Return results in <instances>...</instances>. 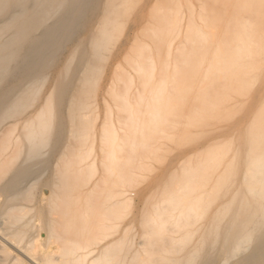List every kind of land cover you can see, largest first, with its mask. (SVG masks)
<instances>
[{
	"label": "bare ground",
	"instance_id": "6f19581e",
	"mask_svg": "<svg viewBox=\"0 0 264 264\" xmlns=\"http://www.w3.org/2000/svg\"><path fill=\"white\" fill-rule=\"evenodd\" d=\"M142 1L125 22L129 0H0V264H264V0H211L214 25L205 29L222 37L211 42L193 23L199 48L193 45L195 57L181 66L171 59L189 29L180 0ZM159 42L169 44L166 59L158 56ZM185 65L194 71L182 75ZM259 75L256 112L231 121L243 102L235 93L250 94L245 87ZM177 78L216 87L213 97H197L186 123L163 113L168 82ZM98 82H118L104 90L112 101L103 94L100 125L89 112ZM134 82H145L149 92ZM218 114L230 121L221 129L211 123ZM147 124L151 132L142 142L150 151L165 153L173 137L194 135L195 125L212 143L203 157L190 150L180 165L173 162L162 193L144 198L141 209L124 187L138 175L128 154Z\"/></svg>",
	"mask_w": 264,
	"mask_h": 264
},
{
	"label": "rangeland",
	"instance_id": "374dc122",
	"mask_svg": "<svg viewBox=\"0 0 264 264\" xmlns=\"http://www.w3.org/2000/svg\"><path fill=\"white\" fill-rule=\"evenodd\" d=\"M184 0H180V4L182 5V7H181V5H180V9H182L181 11H180V15L182 16L183 14V16H184V22H183V25H184V27L186 28L187 26V28H189L188 30H186L185 29V31H187L188 32V34H187V32H185L184 30V32L183 33H181V36H180V39L179 40H177L176 41V43H174V45H173V54H172V56L174 55H176L175 57L173 56L171 59H173V60H175L176 61V64L177 65H179V66H181V59H184V58H187L189 61H191V59H189V58H191L192 56H193V51H194V53H195V50L197 51L198 49H196V45L198 46V48H199V45L198 44H200L199 42L197 43V37H196V35L197 34H195L197 31H193V32H191L190 31V27H194L195 26V24L193 25V23H196V25L198 24L199 26H203V28H204V32H206V33H213V31H214V29L212 28L213 27V23H214V20H212V19H210V18H213V17H211V16H214V14L213 13H215V11H213L212 9L214 8V6H213V2L211 1V0H209V1H207V0H196V1H198V2H196L195 0H185V1H187V2H183ZM189 1L190 2H192L193 3V5L192 6H194L193 8H192V6L190 5V4H192V3H189ZM204 1H207L206 3L207 4H209L208 5V9H207V4L205 3L204 4ZM143 1L142 0H129V2H128V4H127V6H126V8H125V22L130 18V17H132L131 15H133V11L135 12L136 11V9L137 8H139V6L141 5V3H142ZM161 2H163V0H161ZM201 2H203V3H201ZM212 2V3H211ZM187 5V6H185V5ZM201 4H202V6H206V7H202L201 6ZM177 5V4H176ZM176 5H174V6H176ZM188 6H191L190 7V9H187V8H185V7H188ZM195 6H196V8H195ZM211 6H212V8H211ZM202 7V10L204 11V9H205V14L208 16V23L207 24H205V25H203L204 23H202V22H204L205 21V14L203 15V11L200 9ZM174 8H176V7H174ZM200 9V10H199ZM211 11H210V10ZM193 10V11H192ZM198 10V11H197ZM188 11H189V13H188ZM201 11V12H200ZM210 11V12H209ZM194 12V13H193ZM212 12V13H211ZM183 13V14H182ZM190 15L189 17H188V15ZM192 14L194 15V19H193V16H192ZM199 14H201L202 16H204V18L202 19L203 21L202 22H200V21H198V17L200 16ZM210 15V16H209ZM215 16H216V14H215ZM181 18V17H180ZM189 18V19H188ZM200 18H201V16L199 17V20H200ZM214 19H215V17H214ZM124 20V19H123ZM185 20H188L189 22H187V21H185ZM195 20V21H194ZM192 23H191V22ZM124 22V23H125ZM210 22V23H209ZM206 23V22H205ZM191 24V25H190ZM211 24H212V27H211V29H212V31L209 29V30H206L205 28L206 27H209L210 28V26H211ZM185 25H187V26H185ZM208 25V26H207ZM210 25V26H209ZM206 26V27H205ZM184 27H183V29H184ZM210 31V32H209ZM220 30H219V33H218V35H220V36H218L217 34H216V37H214L215 35H209V38H210V41L212 42L213 41V39H214V41L217 39V40H219V39H221V38H219V37H222V34H220ZM184 34V35H183ZM183 35V36H182ZM185 35H188V38H189V40H188V38H187V36H185ZM192 35V36H191ZM173 36V35H172ZM185 36V37H184ZM211 36V37H210ZM194 37V38H193ZM218 37V38H217ZM116 38H117V36H116ZM143 38H145V40H148V41H150L151 43H152V39H148L146 36H143ZM185 40H184V39ZM192 38V39H191ZM209 38H208V41H209ZM213 38V39H212ZM212 39V40H211ZM117 40V39H116ZM180 40H182L183 42L181 43L180 42ZM187 40L189 41L188 42V44H185V43H187ZM195 40H196V42H195ZM199 41V40H198ZM181 43V45H180V43ZM190 42H193V44L190 46L189 45V43ZM116 43V42H115ZM179 43V44H178ZM184 43V44H183ZM197 43V44H196ZM183 44V45H182ZM196 44V45H195ZM169 44H162L161 42H159L158 44H157V46H156V48L158 49V50H160V52L158 53V56H162V57H165V59L167 58V54H166V52L168 51V48L167 47H169L168 46ZM178 45H179V47H182L183 46V48L182 49H189V50H187V51H190V52H188L189 53V55L190 56H188L187 54H182L183 52H181V54H180V50L182 51V49H180L179 50V47H178ZM188 45V46H187ZM193 45H195V46H193ZM185 46H187V47H185ZM174 47H178V49H177V51H176V48H174ZM189 47V48H188ZM194 47H195V50H194ZM191 48H192V50H191ZM175 49V50H174ZM165 50H167V51H165ZM165 51V52H164ZM174 52H178V53H174ZM192 52V54H190ZM156 53V54H157ZM159 54H161V55H159ZM165 55V56H164ZM192 55V56H191ZM188 56V57H187ZM162 57H158V58H160V61L162 62V60L164 61L165 59H163ZM193 57H195V56H193ZM156 58H157V56H156ZM161 58H162V60H161ZM179 58H180V62H178L179 61ZM193 60H192V62L194 61V59L195 58H192ZM263 59H264V56H263ZM159 61V62H160ZM191 62V63H192ZM179 63V64H178ZM159 65H160V63H159ZM183 67V66H182ZM181 67V68H182ZM180 68V67H179ZM192 66H190V65H185L184 66V68H183V70H182V75H187V74H190V73H192V71H194V70H192ZM192 70V71H191ZM181 74V73H180ZM258 74H260V73H258ZM260 75H263L264 76V73H262L261 72V74ZM257 76L258 78L256 79V80H258V82L257 83H255V81H254V83L252 82H249V86L247 87H245L246 88V90H248L249 88V90H251L252 89V92L251 91H248V92H250V94H251V96H247V92H241L242 94H240V93H235V95L237 94V98H238V100H240L239 102L241 103L242 101V105H241V107L242 108H240V109H238L240 106H238L237 108H236V106H234V108L235 109H237V110H235L234 109V111H235V113H236V111H239V117L236 115L235 117H234V115H233V119H231V121H234V120H236V119H238V118H240L241 116H243L244 114H246L247 112H249V110L250 109H252V112H256V110H254L255 108H257L256 106H257V104L256 105H252V98L254 97V95H255V93H257V91L259 90V88L261 87V84H262V76ZM191 76H192V74H191ZM180 77H181V75H180ZM49 82L50 81H46V84L44 85V87H43V89H42V95H44V94H46V92L48 91V89H49ZM172 82V83H171ZM195 79H192V78H188V80H183L182 78H180L179 80H178V78L176 79V81L174 80H169V86H168V89L170 88V90H169V93H168V97H170L171 95L170 94H172V97H170V98H168V97H166L165 99L166 100H168L167 101V103L168 104H170L169 106L171 107V106H173V107H171L172 109H170L169 108V106L168 105H166L167 106V108H166V110H171L170 112H168V111H163V113H165V115L166 116H168L169 115V118L170 117H172L174 120H172V118H170L172 121H174V122H184V123H186V122H188V116L189 115H191V113L193 114L194 112H192L190 109L191 108H193V107H191V106H198L199 104H200V102H199V100L197 99V97H199L200 95L201 96H204L205 95V93H208L209 95H210V93H211V91L214 93L215 92V90L214 89H216V87H212L211 86V82H203V84H199V82H196V85H195ZM94 83H96V82H93V84ZM110 83V84H109ZM112 82H98V84L97 85H99V86H96V85H94L95 86V88L97 87H99V88H101V89H99V92H98V90H97V93H98V95H96L95 97H94V94L92 95V97L90 98V100H89V112H90V114H91V117H92V119H97V121H96V124H101L102 123V118H104V104H103V101H102V96H103V94L104 93H107L106 91L104 92V90L106 89V88H110V87H112V85H114L113 83H115L116 85H117V83L118 82H113L112 84H111ZM120 84H118V87H119V90L121 89L122 90V88L123 87H125L124 85L125 84H123V82H119ZM147 83V82H146ZM211 83V84H210ZM109 84V85H108ZM145 84V82L143 83V82H134V86H133V88L135 89V88H137V89H139V90H141L142 92L144 91V85ZM194 84V88H192V86L191 85H193ZM199 84V85H198ZM209 84H210V87H209ZM254 84V85H253ZM256 84V85H255ZM208 85V86H207ZM93 86V85H92ZM93 86V87H94ZM122 88H121V87ZM172 86V87H171ZM199 89H201L200 90V92L197 90L198 88ZM202 86V87H201ZM207 86V87H206ZM251 86V87H250ZM92 87V88H93ZM208 87L210 88V89H208ZM220 87V85L217 87V88H219ZM149 88V87H148ZM148 88H147V90L146 91H148L149 92V90H148ZM189 88H192V89H189ZM211 89H213V90H211ZM93 90V89H92ZM124 90V89H123ZM189 90H190V92H189ZM207 90H209V91H207ZM246 90H244V91H246ZM96 91V90H95ZM146 91H144V93L146 94ZM201 91L203 92V94H201ZM77 92H79V89L77 90ZM171 92V93H170ZM192 92V93H191ZM210 92V93H209ZM144 94V95H145ZM148 94V93H147ZM196 94H197V96H196ZM240 94V95H239ZM243 94L245 95V97L243 96ZM250 94H248V95H250ZM81 94L80 93H78V95L77 96H80ZM105 95V94H104ZM107 98H109V100L110 101H112L111 99H112V97H109L110 95L107 93ZM170 95V96H169ZM212 95V94H211ZM210 95V96H211ZM242 95V96H241ZM81 96H83V95H81ZM80 96V97H81ZM147 96V95H146ZM201 96H200V98H201ZM214 95H212L211 97H213ZM241 96V97H240ZM239 97H240V99H239ZM248 97V98H247ZM248 100L247 102H246V100ZM139 99V98H138ZM171 100V102H170V100ZM135 100V99H134ZM136 100H137V98H136ZM166 100H164L163 101V104H162V109L164 110V106H165V101ZM138 102V101H137ZM251 102V103H250ZM119 103V102H118ZM138 103H141V102H138ZM142 103H144V105L147 103H145V102H143L142 101ZM166 103V104H167ZM245 103L248 105H246V107H244L245 106ZM135 104H136V101H135ZM120 105H121V103H120ZM137 105H139V104H137ZM136 105V106H137ZM143 105V104H142ZM143 105V106H144ZM165 106V107H166ZM191 107V108H190ZM145 108H146V105H145ZM144 108V109H145ZM143 109V108H142ZM143 109V110H144ZM190 110V111H189ZM228 110V109H227ZM243 110V111H242ZM226 111V110H225ZM146 112V111H145ZM144 112V113H145ZM167 112H168V114H167ZM228 112V111H227ZM243 113V114H240V113ZM174 113V114H173ZM188 113H190L189 115H188ZM223 113V112H222ZM222 113H220V114H222ZM120 114L123 116V117H127V115H128V113L127 112H124V111H121L120 112ZM232 114H234V113H231L230 112V115L232 116ZM95 115V116H94ZM171 115V116H170ZM173 115H175V117L173 116ZM223 115L224 116H226L225 115V113H223ZM229 115V117L231 118V116ZM96 116H98V118H95ZM145 116H146V114H145ZM185 116H187V119H185ZM222 116V115H221ZM221 116L218 114V115H216L215 117V119L217 120V121H215V122H213L215 119H214V117L212 118V120L213 121H211V123H213V124H215L216 126V128H220L221 129V127H225L226 125H228V122H230L229 120H227L228 119V117L227 118H224V117H222L221 118ZM228 116V115H227ZM143 118H145V117H143ZM183 118V119H182ZM221 118V120H223V121H220L219 119ZM229 118V119H230ZM146 120V119H145ZM184 120V121H183ZM101 121V122H100ZM144 121V120H143ZM148 121H149V119L147 120V123H148ZM227 123H226V122ZM97 122H99V123H97ZM146 121H144V123H145ZM217 123V124H216ZM219 123V124H218ZM221 123V124H220ZM149 124V123H148ZM145 125L146 126V128H143V130L145 131H143V135L142 134H140V133H138V134H140L141 135V142L144 140V142H145V140L148 138V136L150 135V128L149 129H147V126H149V125ZM195 124V123H194ZM217 125H218V127H217ZM224 125V126H223ZM144 126V127H145ZM164 127H165V125H163ZM196 126V125H195ZM195 126L194 127H191L190 129H192L191 130V133H194V135L193 134H190V135H185V137L184 136H179V135H177L176 137H173V139H171V143H172V141H173V143L172 144H169L170 142H169V140L167 141V142H169L168 143V148H167V153L165 154V153H163L164 151L163 150H161L160 152L158 151V152H156V151H150L151 149H149V147L147 146V144L146 145H144V143L142 142V144H141V142L139 141L140 140V136L138 135V134H136V136H135V139L137 140V145L138 146H136V148L134 149V150H129V154H128V156H130V157H132L133 159H135V161H134V166L135 167H137V172H138V175L136 176V177H134L135 179V181H133V183H131L132 181H131V179L130 178H128L129 179V184L130 185H128L127 183L128 182H125V186H127V187H124V190H126V196L127 197H130V198H132V201H133V205H134V207H137V206H140V208L141 209H143V207H141V204H142V201H143V204L145 203V201H144V198L145 199H152V201H153V199H155V198H157L159 195H160V193H162V188H163V186H165L166 185V183L168 182L167 180L168 179H170L169 177V175H170V173H171V166H172V163L173 162H175L176 163V161H178V165H180L181 163H180V161H179V157L180 156H182V154H188V153H191V151H193L194 153H193V155L195 154V155H197V156H200L201 155V157H203V155H204V153L206 152V149L208 148V146H210L211 145V141H209V140H207L208 138H207V136H205L204 134H202V130L203 129H195ZM150 127V126H149ZM215 127H213L212 126V128L210 127L209 129H213V128H215ZM161 128H162V126H161ZM162 129H165V128H162ZM199 132V133H201V135H204V136H201L199 133V135H200V137L202 138H200L199 136H198V134H197V132ZM193 136H195V137H193ZM223 136V137H222ZM137 137H139V138H137ZM183 138L182 140H180V139H178V138ZM189 137H191V138H189ZM205 137V138H204ZM210 137L212 138V135H210ZM221 137V144L223 145V143H224V146H225V148H223V149H225V151H226V153L228 152V146H226L227 144H228V142H227V140H228V134L227 135H224V134H222L221 136H219V138ZM142 138H143V140H142ZM199 138V139H198ZM190 139H192L193 141L191 142L190 141ZM223 139H225V140H223ZM165 140V139H164ZM185 140H189V142H185V143H187L188 145H185L184 144V142H182V141H185ZM197 140V141H196ZM175 141H176V144H178V148H177V146H176V144H175ZM196 141V142H195ZM198 141H199V143H198ZM219 141H220V139H219ZM223 141V142H222ZM224 141H226V142H224ZM225 143H226V145H225ZM183 144L185 145V147L183 146ZM175 145V146H174ZM197 145V146H196ZM173 146V147H172ZM204 146V147H203ZM182 147H184V148H181ZM200 147V148H199ZM191 148V149H190ZM174 149H175V151H174ZM205 149V150H204ZM191 150V151H190ZM163 151V152H162ZM202 153H201V152ZM150 152H151V154H150ZM154 152V153H153ZM196 152V153H195ZM204 152V153H203ZM156 153V154H155ZM201 153V154H200ZM225 153V154H226ZM155 154V155H154ZM228 154V153H227ZM96 155H98V147H96L95 148V151L92 153V157H94V156H96ZM155 156V158H161V159H159L158 158V160L157 159H155L154 158V156ZM195 155L193 156V157H195ZM178 156V157H177ZM148 159H147V158ZM151 157V158H150ZM189 156H187V157H185V159L183 160L182 159V161H186L187 160V158H188ZM152 159V161L150 160V159ZM164 158V159H163ZM166 158H168V159H166ZM133 159H132V161H133ZM195 158H193V160H194ZM227 160L224 162V164L222 165V167H221V170H224V171H222V172H224V173H226V177H225V175H223V173H222V176L223 177H225V178H228V155H227V158H226ZM139 160V161H138ZM165 160V161H164ZM142 161V162H141ZM166 162V163H165ZM196 160L193 162V164H196ZM227 162V163H226ZM226 163V164H225ZM146 164H147V167H149V170L147 169L146 170ZM149 164V165H148ZM150 164H151V167H150ZM178 165H177V167H178ZM168 166V167H167ZM175 166V165H174ZM227 166V167H226ZM224 167H225V169H224ZM227 168V169H226ZM211 169H212V165H211ZM145 170V171H144ZM142 171V172H141ZM213 173V170H210L208 173H209V175L211 176L212 174H210V173ZM169 174V175H168ZM145 175V176H144ZM206 175V174H205ZM208 175V176H209ZM142 176H144V177H142ZM167 176H169V177H167ZM161 178V179H160ZM136 179H138V182H136L137 180ZM133 180V179H132ZM160 180V181H159ZM156 181H157V183H156ZM159 182V183H158ZM164 183H165V185H164ZM210 183V182H209ZM212 183V182H211ZM210 183V184H211ZM158 186V189L156 188ZM210 186V188H211V185H209ZM228 186V185H227ZM154 188V189H153ZM211 191H212V189H210ZM209 190V191H210ZM156 191V192H155ZM128 192V193H127ZM154 192V193H153ZM150 193V194H149ZM152 193V194H151ZM156 193V194H155ZM211 193H213V194H215L214 192H210V196H209V198L207 199V202H210L211 204H212V206L211 207H214L213 205L214 204H217L218 203V199H217V201H215L214 199H213V194L211 195ZM147 194H148V197H147ZM145 195V196H144ZM154 195H156L154 198H153V196ZM147 197V198H146ZM148 201V200H147ZM146 201V202H147ZM151 201V200H150ZM148 203L150 204V202L148 201L147 202V205H148ZM143 204H142V206H143ZM146 204V203H145ZM146 205V207H148ZM150 207V206H149ZM148 207V208H149ZM145 208V207H144ZM147 209V208H146ZM212 209V208H211ZM138 226V225H137Z\"/></svg>",
	"mask_w": 264,
	"mask_h": 264
}]
</instances>
